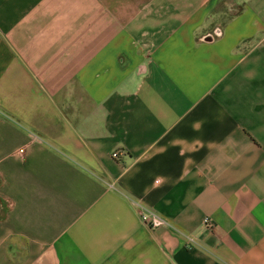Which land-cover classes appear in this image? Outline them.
I'll use <instances>...</instances> for the list:
<instances>
[{"label": "crops", "instance_id": "obj_1", "mask_svg": "<svg viewBox=\"0 0 264 264\" xmlns=\"http://www.w3.org/2000/svg\"><path fill=\"white\" fill-rule=\"evenodd\" d=\"M0 264H264V0H0Z\"/></svg>", "mask_w": 264, "mask_h": 264}, {"label": "built area", "instance_id": "obj_2", "mask_svg": "<svg viewBox=\"0 0 264 264\" xmlns=\"http://www.w3.org/2000/svg\"><path fill=\"white\" fill-rule=\"evenodd\" d=\"M23 151L24 150H21V152ZM113 156L117 157L118 153H114ZM139 213L142 221L151 228H158L168 224L167 220L160 217L154 210L145 205H140ZM205 224L209 228H214V224L209 218L205 219Z\"/></svg>", "mask_w": 264, "mask_h": 264}]
</instances>
